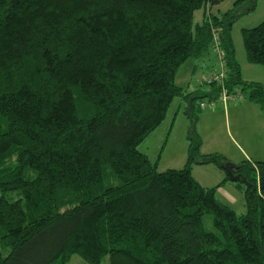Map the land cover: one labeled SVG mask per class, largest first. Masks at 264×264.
<instances>
[{"label": "trees", "instance_id": "1", "mask_svg": "<svg viewBox=\"0 0 264 264\" xmlns=\"http://www.w3.org/2000/svg\"><path fill=\"white\" fill-rule=\"evenodd\" d=\"M221 1L0 0V264L71 255L89 264H264V160L203 154L195 127L200 103L221 90L238 91L264 120V85L241 78L230 36L256 0L211 13ZM240 34L245 61L264 68V18ZM214 37L222 82L187 92L176 71L214 54ZM175 98L187 102L185 160L157 171L138 145ZM192 165L224 176L202 186ZM227 181L243 185V213L216 197Z\"/></svg>", "mask_w": 264, "mask_h": 264}, {"label": "rangeland", "instance_id": "2", "mask_svg": "<svg viewBox=\"0 0 264 264\" xmlns=\"http://www.w3.org/2000/svg\"><path fill=\"white\" fill-rule=\"evenodd\" d=\"M236 0H223L219 4L210 8L211 13H222L233 7ZM248 1H243L238 6V11L246 9ZM201 10L194 13V21H199ZM264 18V0H256L253 9L240 14L231 25L230 36L233 42L236 58L241 59L244 55V49L241 40L240 30L250 28L258 24ZM206 56L210 66L199 64L198 60L193 58L186 59L177 69L175 74V83L185 88L198 87L201 92H207L208 85L203 83V79L209 75L213 69H219V63L216 56L207 51L201 55ZM193 65L196 67L192 70ZM209 69H208V68ZM262 68V67H261ZM204 101V100H203ZM226 102L228 104H226ZM247 100L238 97L228 98L222 101L221 98L215 99L213 104H207L198 111L197 126L201 127L203 133H209L208 138L201 142L200 151L209 153H220L231 163H238L244 158L250 157L252 160H264V120L262 113L258 111L255 103L248 105ZM224 104V106H223ZM226 104V105H225ZM235 106V108H234ZM247 106L256 108L254 111ZM214 116V126L207 125L204 117ZM181 118V117H180ZM211 122V121H210ZM179 120L175 124L167 141L161 137L157 131L146 137L139 145L140 151H145L149 160L155 163L157 171H163L168 168L182 167L187 148L185 135H181L178 130ZM211 129H214V138L211 136ZM198 134V132H197ZM199 135V134H198ZM202 140V138H200ZM183 152L181 153L180 152ZM247 153L243 154V153ZM221 172V171H220ZM222 173V172H221ZM225 185L216 193V197L229 205L237 214L245 210L242 187L243 185L235 182H225ZM205 225L210 228L209 222ZM64 264H89L77 255H71ZM98 264H108L105 257Z\"/></svg>", "mask_w": 264, "mask_h": 264}, {"label": "crops", "instance_id": "3", "mask_svg": "<svg viewBox=\"0 0 264 264\" xmlns=\"http://www.w3.org/2000/svg\"><path fill=\"white\" fill-rule=\"evenodd\" d=\"M201 17H202V13H201ZM234 55H235V51H234ZM235 59L237 60V62L239 64L240 75H241V78L243 80L259 82V83L264 85V68H261V66H258V65H252V64L247 63L245 61V56H243V55L241 56V59L236 58V56H235ZM198 62L201 65L203 64V65L208 66V67L210 66V64H209L210 61H208V58L206 56H202ZM195 67H196V65L195 66L193 65L192 70ZM194 89H196V88L195 87H189V86L186 87L187 92L192 91ZM226 104H228V103L226 102ZM247 104L253 105L249 102H247ZM186 105H187V102L185 100H182L180 98L173 99L171 101L168 109H167L165 118L149 135H152L155 131H157L156 133L161 135V137L164 138L165 141H167V137H169L173 128L175 129V124L178 120H179L178 130L181 131V133H180L181 135H185V131H186V127H187V119L185 117L184 111L186 109ZM223 106H224V104H223ZM247 107H249V109H251L253 111L256 109V108H253V106H247ZM234 108H235V106H234ZM257 109H258V111H260L258 106H257ZM204 118L206 120H208L207 125L211 126V128H212L214 126V123H215L214 122V116H212V117L206 116ZM211 130H212L211 136L214 138V133H216V132L214 129H211ZM197 132H198L200 138H202L201 142H203V138L204 139L208 138L209 133H207V132L203 133L201 131V127L199 125L197 126ZM141 152L145 153V151H141ZM180 152H181V150H180ZM182 152H183V150H182ZM200 152L203 154L209 153V152L204 151V150L200 151ZM243 154H246V156H249L245 152ZM244 159L254 161L251 159V156L244 158ZM220 171H221L220 169L216 168L213 165H192V167H191V175L193 176V178L199 184H201L202 186H205V187L216 185L219 181L222 180L224 175H223V172L221 171L222 172L221 173ZM224 185L225 184L217 187L216 193Z\"/></svg>", "mask_w": 264, "mask_h": 264}, {"label": "built area", "instance_id": "4", "mask_svg": "<svg viewBox=\"0 0 264 264\" xmlns=\"http://www.w3.org/2000/svg\"><path fill=\"white\" fill-rule=\"evenodd\" d=\"M212 50H213V52H214V54H215V56L217 58V61L219 63V69L217 71H214L210 75L206 76L203 79V83L209 84L210 82L215 81L218 84H221L222 78L225 75V70H224V67H223V62H224L223 61V55H222V53H221V51L219 49V41H218L217 37H214V39H213ZM234 97L241 98V94L238 91H236L233 94L227 95L224 90H221L219 98H221L222 101H225L228 98H234ZM213 103L214 102H206V101L205 102H201L200 103V107H204L207 104H213Z\"/></svg>", "mask_w": 264, "mask_h": 264}]
</instances>
